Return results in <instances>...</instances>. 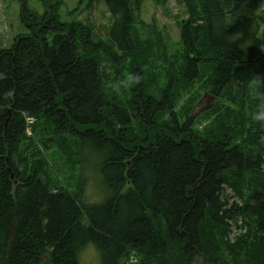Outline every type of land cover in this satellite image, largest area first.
I'll return each mask as SVG.
<instances>
[{"label":"trees","instance_id":"16d2710c","mask_svg":"<svg viewBox=\"0 0 264 264\" xmlns=\"http://www.w3.org/2000/svg\"><path fill=\"white\" fill-rule=\"evenodd\" d=\"M142 1L104 0L109 46L49 9L0 50V264H81L87 249L95 264H264V16L245 10L259 0H183L177 78L190 84L207 64L218 99L203 135L192 114L171 113L165 88L107 92L106 62L139 43ZM38 126L44 149L69 147L72 191L27 136Z\"/></svg>","mask_w":264,"mask_h":264},{"label":"rangeland","instance_id":"374dc122","mask_svg":"<svg viewBox=\"0 0 264 264\" xmlns=\"http://www.w3.org/2000/svg\"><path fill=\"white\" fill-rule=\"evenodd\" d=\"M34 17L27 16L22 11V3ZM56 11L58 19L63 22H78L90 28L92 39L109 46L107 33L113 24V19L106 8L104 0H0V50L10 47L12 41L19 34L30 32V26L47 13V10ZM247 13L264 16V0L258 1L255 9H245ZM244 10V11H245ZM186 17L183 0H143L138 19L135 23V34L138 45L131 50L133 56L128 57L121 65L106 62L109 83L106 88L108 94H113L120 100H125L130 95L131 87L137 88L141 83L147 89L167 90L173 98V111L179 122L185 121L186 114L193 115L192 129L203 135L216 125L215 115L210 111L218 99L209 93L207 83L208 65L202 66L203 74L190 84L182 83L177 78L175 66L179 61L181 45L179 42L180 22ZM262 50L264 52V27L259 29ZM149 40L150 43L144 41ZM149 45L146 52L145 46ZM161 48L166 53L165 61L157 55L152 56ZM116 48V46H115ZM118 51V50H117ZM144 71L141 73L137 67L143 63ZM171 62V63H170ZM133 66L131 67V65ZM117 73H115V71ZM163 90V91H164ZM163 119L167 114L162 115ZM32 121L29 120L28 123ZM27 136L42 150L45 166L48 173L55 180L59 189L72 191L77 179V166L65 158V150L58 140L47 149L40 145L41 138L46 136L42 126L34 132L28 129ZM240 139L236 136V140ZM33 143V145H35ZM69 144V141H67ZM230 196V195H229ZM91 247V246H90ZM92 248V247H91ZM94 251L95 249L92 248ZM84 252L81 264H95L96 259L91 249ZM97 254V252L95 251ZM140 257L131 254L127 262L140 261ZM98 263V254H97Z\"/></svg>","mask_w":264,"mask_h":264},{"label":"clouds","instance_id":"9594fccd","mask_svg":"<svg viewBox=\"0 0 264 264\" xmlns=\"http://www.w3.org/2000/svg\"><path fill=\"white\" fill-rule=\"evenodd\" d=\"M258 118H264V116L258 117Z\"/></svg>","mask_w":264,"mask_h":264}]
</instances>
